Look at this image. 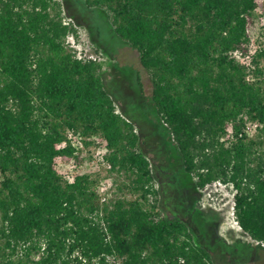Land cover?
Masks as SVG:
<instances>
[{"label": "trees", "instance_id": "1", "mask_svg": "<svg viewBox=\"0 0 264 264\" xmlns=\"http://www.w3.org/2000/svg\"><path fill=\"white\" fill-rule=\"evenodd\" d=\"M82 1L138 51L196 187L233 189L238 226L264 246V44L251 50L259 0ZM78 36L61 0H0V264L225 262L198 242L193 216L160 210L137 127L118 112L102 64L72 49ZM101 144L123 179L110 198L99 173L59 171Z\"/></svg>", "mask_w": 264, "mask_h": 264}, {"label": "rangeland", "instance_id": "2", "mask_svg": "<svg viewBox=\"0 0 264 264\" xmlns=\"http://www.w3.org/2000/svg\"><path fill=\"white\" fill-rule=\"evenodd\" d=\"M61 2L66 19L78 29V40H69L72 49L79 56L95 58L102 64L103 79L118 112L137 127L142 150L151 162L160 191V210L171 219L193 216L201 231L196 235L198 242L210 253L226 257L225 262L217 264H264V246L253 242L236 222L233 189L216 184L200 191L185 172L172 136L157 115L152 84L141 66L138 51L114 36L103 12L87 10L82 0ZM258 4L251 50L264 44V0H259ZM239 61L246 67L253 66L244 59ZM138 77L143 88L139 87ZM251 78L253 76H249ZM257 127V124L247 127L253 139L260 135ZM262 142L258 150L264 153V140ZM105 153L103 144L88 146L83 149L81 162L60 166L59 171L70 180L77 174L97 172L102 178V195L114 197L123 179L105 166ZM2 181L1 176L0 183Z\"/></svg>", "mask_w": 264, "mask_h": 264}, {"label": "built area", "instance_id": "3", "mask_svg": "<svg viewBox=\"0 0 264 264\" xmlns=\"http://www.w3.org/2000/svg\"><path fill=\"white\" fill-rule=\"evenodd\" d=\"M69 136H70V138L72 137V133H69ZM105 162V161H104ZM105 164V166L108 168V165L106 164V162L104 163ZM0 177H1V174H0Z\"/></svg>", "mask_w": 264, "mask_h": 264}]
</instances>
